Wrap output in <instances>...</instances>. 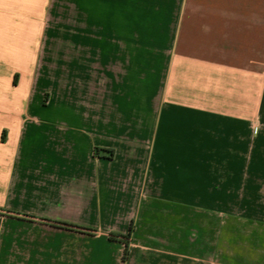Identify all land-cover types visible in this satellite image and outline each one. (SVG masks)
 I'll list each match as a JSON object with an SVG mask.
<instances>
[{"label":"crops","instance_id":"1","mask_svg":"<svg viewBox=\"0 0 264 264\" xmlns=\"http://www.w3.org/2000/svg\"><path fill=\"white\" fill-rule=\"evenodd\" d=\"M135 2L0 0V264L264 262V0Z\"/></svg>","mask_w":264,"mask_h":264},{"label":"rangeland","instance_id":"2","mask_svg":"<svg viewBox=\"0 0 264 264\" xmlns=\"http://www.w3.org/2000/svg\"><path fill=\"white\" fill-rule=\"evenodd\" d=\"M136 9V28H137V41H146V42H152L157 43L159 42V26H160V14H161V2L160 0H136L135 4ZM57 21L63 22H70L75 23L74 18H57ZM105 36L112 37L113 35L105 34ZM67 102V101H66ZM59 106H64L65 102H63V99H60L58 102ZM53 122L57 123H78V119L76 116L70 114H62V111L57 110L53 115H50V117ZM101 148L97 149V153H100ZM218 228V226L216 227ZM127 234V233H126ZM131 236V235H130ZM113 238H118V236L113 235ZM122 238V237H121ZM125 240L127 251L129 250V242L130 237H124L122 238ZM224 244L223 242H220V245H217L215 250L212 248L203 256L200 260H193V262H187L184 261L183 264H227L224 262V260L221 258V254L224 250ZM246 246V245H244ZM227 249H231L229 246ZM126 251V250H125ZM261 250H258L255 252V257L250 259L249 255V261L248 264H255L257 262V258L262 257L261 256ZM128 254V253H127ZM256 258V259H255ZM261 264H264L263 261H261Z\"/></svg>","mask_w":264,"mask_h":264},{"label":"trees","instance_id":"3","mask_svg":"<svg viewBox=\"0 0 264 264\" xmlns=\"http://www.w3.org/2000/svg\"><path fill=\"white\" fill-rule=\"evenodd\" d=\"M97 149H98V148H97ZM63 224L66 225V226H68V227H72V228H80V229H83V230L91 231V229H89V228L79 227V226H75V225H73V224H69V223H63ZM133 229H134V224L132 223L131 226H130V230H129V232H128L127 234H118V237H122V238H124V237H130V235L132 234ZM113 235H114V234H112L111 236H113ZM127 253H128V251H127V248H126L125 255H124L125 258H126V256H127Z\"/></svg>","mask_w":264,"mask_h":264}]
</instances>
